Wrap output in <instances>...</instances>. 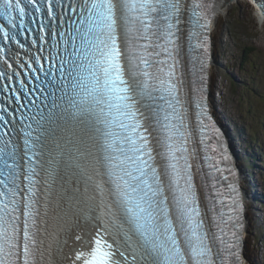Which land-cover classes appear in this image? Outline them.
Listing matches in <instances>:
<instances>
[{"label": "snow or ice", "instance_id": "6c2138e0", "mask_svg": "<svg viewBox=\"0 0 264 264\" xmlns=\"http://www.w3.org/2000/svg\"><path fill=\"white\" fill-rule=\"evenodd\" d=\"M222 6L0 0V264H247L206 103Z\"/></svg>", "mask_w": 264, "mask_h": 264}, {"label": "rangeland", "instance_id": "374dc122", "mask_svg": "<svg viewBox=\"0 0 264 264\" xmlns=\"http://www.w3.org/2000/svg\"><path fill=\"white\" fill-rule=\"evenodd\" d=\"M255 5L254 0H228L216 15L211 34L209 101L211 111L232 137L239 163H245L242 177L249 188L247 264H264V21L258 20L262 18ZM250 136L260 142H253ZM252 154L254 160L250 161Z\"/></svg>", "mask_w": 264, "mask_h": 264}, {"label": "trees", "instance_id": "16d2710c", "mask_svg": "<svg viewBox=\"0 0 264 264\" xmlns=\"http://www.w3.org/2000/svg\"><path fill=\"white\" fill-rule=\"evenodd\" d=\"M245 54H246L245 52H244V53H241V61H243V59H244V57H245ZM250 54H251V52L248 53V55H250ZM246 60H247V59H246ZM255 87H257V86H255ZM250 109H251V105L249 106L248 111H250ZM243 122L246 123L245 121H243ZM245 126H246V124H245ZM249 139L252 140L253 142H254V141H258V140H257L255 137H253V136H250ZM258 142H260V141H258ZM263 145H264V144H263ZM248 149H250V146H248ZM260 155H263V153H260ZM249 160H250V161L254 160L253 154L249 156ZM250 161H248L249 164H251ZM248 167L250 168V166H248ZM259 197H260V196H259ZM261 199H262V202H264V195L261 196ZM254 227H255V225H254Z\"/></svg>", "mask_w": 264, "mask_h": 264}, {"label": "bare ground", "instance_id": "6f19581e", "mask_svg": "<svg viewBox=\"0 0 264 264\" xmlns=\"http://www.w3.org/2000/svg\"><path fill=\"white\" fill-rule=\"evenodd\" d=\"M227 1L228 0H223L222 2L221 1H219V3H222L223 4V6L225 7L226 6V3H227ZM249 1V0H248ZM251 1H253V0H251ZM257 5V4H256ZM255 5V6H256ZM222 6V7H223ZM222 7H220L218 10H217V12H216V15H217V13H219V10L222 8ZM257 7H258V5H257ZM256 14H258V13H256ZM216 15H215V19L213 20V23H212V26H214V22H215V20H216ZM211 58H212V56H211ZM210 59V58H209ZM246 123H244V125H245ZM247 125V124H246ZM250 181V180H249ZM245 185H246V187H247V183H245ZM251 185H252V181H251ZM250 196V195H249ZM259 196H257V198H258ZM260 198V197H259Z\"/></svg>", "mask_w": 264, "mask_h": 264}, {"label": "water", "instance_id": "95a60500", "mask_svg": "<svg viewBox=\"0 0 264 264\" xmlns=\"http://www.w3.org/2000/svg\"><path fill=\"white\" fill-rule=\"evenodd\" d=\"M256 2L259 3L258 0H256ZM262 11H263V13H264V10H262Z\"/></svg>", "mask_w": 264, "mask_h": 264}]
</instances>
